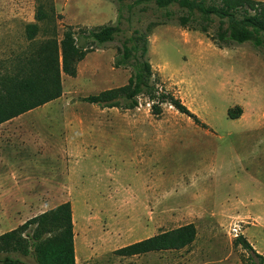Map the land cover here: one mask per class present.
<instances>
[{"label":"rangeland","instance_id":"1","mask_svg":"<svg viewBox=\"0 0 264 264\" xmlns=\"http://www.w3.org/2000/svg\"><path fill=\"white\" fill-rule=\"evenodd\" d=\"M38 7L45 20H36ZM183 15L177 5L161 10L136 0H0V77L15 71L55 34L61 39L68 27L86 34L101 26L118 29L114 42L96 45L78 64L75 78L62 75V97L44 106L53 111L48 117L53 118V137L44 134L53 148L123 142L102 149L100 157L90 148L89 154L35 167L51 178L53 189L48 209L38 215L71 204L77 264H259L236 243L243 237L256 252H264V49L251 43L219 46L212 39L218 20L206 34L182 26ZM30 23L38 25L33 41L26 34ZM135 32L148 37L152 96L141 94L131 109L92 103L104 92L129 85L132 69L117 68L115 58ZM172 99L198 120L181 113ZM157 106L158 115L153 111ZM238 106L242 115L230 119L228 111ZM130 140L155 143L149 147L153 167L149 158L142 160L144 178L133 171ZM145 184L151 185L148 195ZM69 186L74 191L65 194ZM119 187L121 193L114 195ZM60 222L48 216L18 235L27 239L35 230L42 243L54 241L63 233ZM188 224L198 232L188 248L116 254ZM27 251L25 246L12 255L37 264L34 256H25Z\"/></svg>","mask_w":264,"mask_h":264},{"label":"trees","instance_id":"2","mask_svg":"<svg viewBox=\"0 0 264 264\" xmlns=\"http://www.w3.org/2000/svg\"><path fill=\"white\" fill-rule=\"evenodd\" d=\"M138 4L154 3L159 9H167L177 5L184 11L180 24L185 27L199 29L209 34V28L215 20L219 21L217 31L212 39L219 46L251 43L256 48L264 49V3L253 0H136ZM51 13L53 11L51 9ZM55 13V12H54ZM46 16L38 7L36 20H45ZM195 25V26H194ZM118 29L115 26H101L96 30H88L87 34L75 32L68 27L58 39L57 34L52 41L43 43L38 50L15 71L0 77V124L14 119L30 110L45 106L60 99L63 95L62 75L75 78L78 64L94 49V47L112 43ZM29 41L38 35V25L30 23L26 26ZM148 54V37L135 32L126 39L119 54L115 58V66L130 67L132 75L130 83L124 88L110 90L96 96L92 103L104 108L121 107L131 109L137 106V98L141 94L152 96L154 88L150 85L152 70L146 57ZM172 104L184 114L198 120L178 100ZM155 114H160L159 107H154ZM242 108L228 111L232 120L240 118ZM55 215L62 224L63 233L60 239L46 240L44 243L36 239L37 231L27 234V239L18 233L23 229L40 223L48 216ZM62 215V216H60ZM72 207L69 202L57 206L36 218L27 221L19 228L0 236V264H26L15 257V252L27 248L25 256H34L37 264H77L74 244ZM35 233V235H34ZM197 228L188 224L179 228L152 236L146 240L128 245L116 251L122 257H132L150 252L180 251L194 244ZM32 236V237H31ZM244 250L264 264V256L243 238L237 241ZM257 264V262L252 263Z\"/></svg>","mask_w":264,"mask_h":264},{"label":"crops","instance_id":"3","mask_svg":"<svg viewBox=\"0 0 264 264\" xmlns=\"http://www.w3.org/2000/svg\"><path fill=\"white\" fill-rule=\"evenodd\" d=\"M48 112L50 111L43 106L0 124V229L10 227L16 229L28 220L38 217V213L48 207L49 197L53 196L51 178L37 171L36 166L59 161V158L69 160L78 154L80 156L89 154L90 148L93 149V154L100 157L102 149L105 150L107 147L116 149L123 144L121 141L113 143L101 141L92 145L89 142H79L72 147L64 143L61 149L53 148L48 142L49 139L44 136L48 134L53 137V131L50 130L53 128V118H48L53 116V111ZM42 126L47 127L48 131L43 132ZM127 142L132 148L128 154L135 162L132 165L133 171L137 177L140 174L144 178L142 160L145 157L149 158L153 167V148L149 147L155 143L147 140ZM147 186L151 185H144L146 195L150 189ZM69 188L65 194L73 193L74 189L71 186ZM121 191L122 188H115L113 194H120ZM3 234L5 233H0V236ZM260 250L259 254L263 255L264 252Z\"/></svg>","mask_w":264,"mask_h":264},{"label":"built area","instance_id":"4","mask_svg":"<svg viewBox=\"0 0 264 264\" xmlns=\"http://www.w3.org/2000/svg\"><path fill=\"white\" fill-rule=\"evenodd\" d=\"M233 232L235 233L236 236H238V228L235 227V228L233 229Z\"/></svg>","mask_w":264,"mask_h":264}]
</instances>
